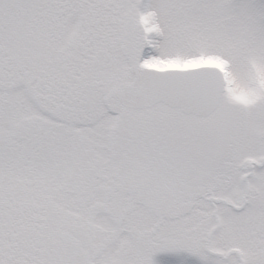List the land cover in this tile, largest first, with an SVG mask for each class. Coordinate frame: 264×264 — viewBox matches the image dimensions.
I'll return each mask as SVG.
<instances>
[{"label":"snow or ice","instance_id":"6c2138e0","mask_svg":"<svg viewBox=\"0 0 264 264\" xmlns=\"http://www.w3.org/2000/svg\"><path fill=\"white\" fill-rule=\"evenodd\" d=\"M0 264H264V0H0Z\"/></svg>","mask_w":264,"mask_h":264}]
</instances>
